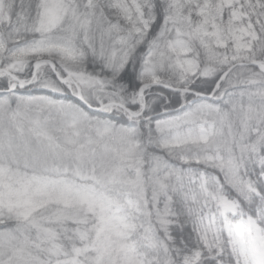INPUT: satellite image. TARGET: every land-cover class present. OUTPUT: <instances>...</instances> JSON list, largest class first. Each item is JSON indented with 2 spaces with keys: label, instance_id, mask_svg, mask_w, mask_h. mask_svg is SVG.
Returning a JSON list of instances; mask_svg holds the SVG:
<instances>
[{
  "label": "snow or ice",
  "instance_id": "1",
  "mask_svg": "<svg viewBox=\"0 0 264 264\" xmlns=\"http://www.w3.org/2000/svg\"><path fill=\"white\" fill-rule=\"evenodd\" d=\"M0 264H264V0H0Z\"/></svg>",
  "mask_w": 264,
  "mask_h": 264
}]
</instances>
